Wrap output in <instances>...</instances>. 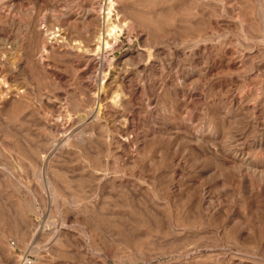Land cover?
Returning a JSON list of instances; mask_svg holds the SVG:
<instances>
[{
  "label": "rangeland",
  "instance_id": "1",
  "mask_svg": "<svg viewBox=\"0 0 264 264\" xmlns=\"http://www.w3.org/2000/svg\"><path fill=\"white\" fill-rule=\"evenodd\" d=\"M111 1L0 0V264H264V0Z\"/></svg>",
  "mask_w": 264,
  "mask_h": 264
},
{
  "label": "bare ground",
  "instance_id": "2",
  "mask_svg": "<svg viewBox=\"0 0 264 264\" xmlns=\"http://www.w3.org/2000/svg\"><path fill=\"white\" fill-rule=\"evenodd\" d=\"M110 2H112V1L110 0ZM112 3H113V2H112ZM112 3H111V4H112ZM109 11H110V10H109ZM110 13H111V11H110L109 13H107L108 17H109V15H110ZM110 16H111V15H110ZM109 20H110V19H109ZM109 20H108V21H109ZM115 20H116V19H115ZM112 21H113V20H112ZM112 21H111V22H112ZM112 24H113V23H112ZM108 31H109V36L112 35L113 33L116 34V33H117V26H115V25L113 24L112 27L108 29ZM112 36H113V35H112ZM100 39H101V38H100ZM43 161H45V160L43 159ZM42 163H43V162H42Z\"/></svg>",
  "mask_w": 264,
  "mask_h": 264
}]
</instances>
